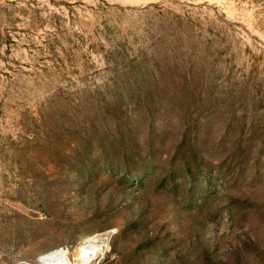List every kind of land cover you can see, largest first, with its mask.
Masks as SVG:
<instances>
[{
  "label": "rangeland",
  "instance_id": "1",
  "mask_svg": "<svg viewBox=\"0 0 264 264\" xmlns=\"http://www.w3.org/2000/svg\"><path fill=\"white\" fill-rule=\"evenodd\" d=\"M58 250L264 264V0H0V264Z\"/></svg>",
  "mask_w": 264,
  "mask_h": 264
},
{
  "label": "bare ground",
  "instance_id": "2",
  "mask_svg": "<svg viewBox=\"0 0 264 264\" xmlns=\"http://www.w3.org/2000/svg\"><path fill=\"white\" fill-rule=\"evenodd\" d=\"M108 235H99L92 239V242L89 244V250L98 249L107 245ZM101 257L99 255L93 254L90 251L82 254L78 259H76L75 264H96ZM43 264H73L67 258L63 250H58L52 253Z\"/></svg>",
  "mask_w": 264,
  "mask_h": 264
}]
</instances>
